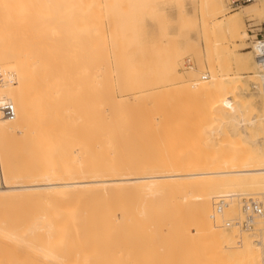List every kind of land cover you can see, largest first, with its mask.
I'll use <instances>...</instances> for the list:
<instances>
[{
  "label": "bare ground",
  "instance_id": "obj_1",
  "mask_svg": "<svg viewBox=\"0 0 264 264\" xmlns=\"http://www.w3.org/2000/svg\"><path fill=\"white\" fill-rule=\"evenodd\" d=\"M200 1L203 10L212 14V21L218 22L215 26L218 25L219 30H223L233 42L241 37L244 18L264 15V0H252L253 3L242 8L240 13L233 14H227L226 0ZM14 2L8 5L0 0V7L7 5V8H12L13 4L14 9L8 10L10 14L14 12V18H10L15 19L11 22L6 16L4 19L10 20L8 23L11 24L4 22L7 25L3 27L5 31H0V201L29 204L18 210L16 215L12 214L13 226L6 233L11 249L20 252V264H264V223L255 220L247 229L237 224L244 218V202L264 198V74H261V66L256 59L258 44L253 41L254 62L245 68L249 71V77L255 78L252 88L257 90L256 97L262 107H258L255 97L247 96L241 100L233 95L235 100L231 96L226 98V101L235 104L230 122L234 123V129L242 131L244 139L250 144L244 154L237 155L235 152L222 160L214 159L202 169L199 165L180 171L139 175L124 173L118 167L101 165L90 158V154L97 152L104 144L78 142L75 147L78 160H68L71 163L67 170L60 171L56 165H53L55 168L45 166L35 176H27L22 171L10 172L4 160L8 151L9 157L15 155L18 139L28 140L30 134L35 137V131L38 134L43 128L49 137L54 135L57 115L47 105H41V96L52 92L56 95L63 92L65 87L57 79L50 80L48 71L39 78L40 74H36L37 64L30 66V63L36 60L34 56L38 57L36 54L40 53L41 44L45 45L43 48H51L47 50V55L55 53L62 39L68 36L64 35V31H77L78 34V31H97L98 36L93 34L91 38L93 64L91 68L89 66V83L92 84V92L103 93L101 81H104V72L97 61L103 52L104 44L102 47L101 43L106 41L103 39V42H99L101 49L95 42L98 43L100 31H105L104 6L103 0ZM3 8L6 12V7ZM224 44L216 41L215 46L207 50L204 60L209 66V73L191 71L197 81L186 87L193 89L194 93L216 94L210 98L214 100L215 109L221 106L220 93L226 89L225 85L234 90L243 89L238 74L234 76L233 72L231 74L226 70L232 56H235ZM232 63L235 66L236 62ZM8 103L13 105L15 111L13 119L3 116L1 111ZM225 108L223 105L220 112L226 114ZM220 120L221 124H225L226 120ZM40 123L43 128L38 131ZM248 128L257 134L250 137ZM29 137L30 141L25 142L38 138ZM25 142L26 146L23 147L27 148ZM47 145L46 153H49L48 149L53 153L52 148L56 145L53 142ZM56 153L57 156L63 154ZM43 155L42 160L47 157ZM58 195L68 198L63 200L67 206L51 204ZM59 198L56 197L58 201L61 200ZM218 198H226L228 202L222 214L216 213ZM224 222H229V226ZM170 225L177 227L175 232L178 230L180 237L188 239L190 244L186 246L189 245V249L175 251L174 244L165 242ZM161 227L168 229L162 230ZM252 237L257 238L256 241H252Z\"/></svg>",
  "mask_w": 264,
  "mask_h": 264
},
{
  "label": "rangeland",
  "instance_id": "obj_2",
  "mask_svg": "<svg viewBox=\"0 0 264 264\" xmlns=\"http://www.w3.org/2000/svg\"><path fill=\"white\" fill-rule=\"evenodd\" d=\"M232 1L226 0L227 14L240 13L242 8L253 3L234 9L230 6ZM12 2L15 3L10 0L5 4L11 5ZM103 6L105 31H100L98 43L95 42L100 49L104 44L101 58L97 61L104 68V81L100 80L103 93L92 92V84L89 83L90 68L93 64L90 55L93 40L91 38L93 34L98 36L97 31H86L87 34L85 31H78L79 34L77 31H64V35L68 36L62 39L58 49L54 48L57 49L55 53L48 55L47 50L50 51L51 48L46 49L47 47L43 48L45 45H39L40 53L36 55L40 57L38 59L34 56L36 60L31 62L30 66L37 64L36 74H40L39 78L48 71L50 80L57 79L65 86L63 92H57L56 95L53 92L49 95L43 94L41 98L44 102L40 98L41 105H47L57 115L54 135L49 137V133H44V123L40 121L43 126L40 123L42 127L37 129H43L39 133L37 131L38 134L35 131V137L30 134L34 139H39H32L33 141L27 143L25 141H30V135H27L28 140L25 141H22L20 135L22 140L17 141L19 146L15 148L14 158L9 157L8 151L4 160L6 168L13 173L22 171L27 176H35L45 166L56 165L60 171L67 170L71 163L67 162L68 160H78L75 155L78 142L104 144L97 152H92L90 158L101 165L118 167L124 173L139 175L180 171L199 165L202 169L214 159L222 160L235 152L237 155L244 154L250 144L244 139L242 131L234 129V123L230 122L235 104L226 101V98L231 96L235 100L233 95L239 96L241 100H245L247 96L255 97L258 107H262L256 97L257 90L252 88L255 78L249 77V71L245 67L254 62L253 41L264 26V15L244 18L241 37L233 42L223 30H219L218 25L215 26L218 22L212 21V14L203 10L200 0H103ZM3 7H6V12ZM8 9H14L13 4L12 8H7V5L0 7V31H5V24H11L8 23L10 20L7 21L10 17L14 18V12L10 14ZM12 20L15 19H11V22ZM103 39L106 43H101ZM216 41L221 42V45L225 43L224 45L233 52L235 57L232 56L230 61L231 68L229 65L226 70L231 74L233 72L234 76L238 74L243 84V89L240 87L239 90L225 85L226 89L220 93L219 110L215 109L214 100L210 99L213 95L217 96L216 94H199L194 93L193 89H186L189 86L187 84L197 81V78L191 75L192 72L209 73V66L204 60L205 54L215 46ZM232 62H236L235 66L238 64V67L235 68ZM241 63L244 66H240ZM125 101L127 104H124ZM223 105L226 106V114L220 112ZM220 119L226 120L225 124H221ZM35 126L38 127L39 124ZM32 131L33 129L30 132L33 133ZM247 132L250 137L257 134L250 128ZM40 141L42 146L38 143ZM46 142L56 145L52 148L53 153L48 149V152L53 154L50 158L48 156L51 154L45 150L48 148ZM33 144L37 146L35 151H32L35 148ZM54 150L64 155L57 156ZM42 155L44 158L47 156L45 161L42 160ZM67 156L70 157L66 159ZM47 161L51 165H48ZM56 197L62 202L68 199L62 195ZM56 197L55 202L52 200V205L67 204H60L61 200L58 201ZM26 206L29 204L0 201V264H7L8 261L9 264L21 262L20 252L11 249L6 233L11 231L13 226L12 214L16 215L18 210ZM168 228L170 230L164 237L165 242L174 244L175 251L189 249L186 244L190 242L184 238L187 239L185 242L177 233L178 230L175 232L177 227L170 225ZM173 234L176 235L173 237ZM256 239L252 237V241Z\"/></svg>",
  "mask_w": 264,
  "mask_h": 264
},
{
  "label": "built area",
  "instance_id": "obj_3",
  "mask_svg": "<svg viewBox=\"0 0 264 264\" xmlns=\"http://www.w3.org/2000/svg\"><path fill=\"white\" fill-rule=\"evenodd\" d=\"M251 1L252 0H233L230 6L236 9L241 5L247 4ZM254 42L255 44H258L256 59L260 63L261 74H264V26L255 36ZM1 111L3 113V116L7 117L8 119H13L15 117V111L11 103L4 105ZM227 204L228 202L226 198H218L215 203L216 213L222 214L227 208ZM242 209L244 218L240 222H237L239 227L241 226L242 229L250 228L255 220H261L264 223V198L261 201H246L243 203ZM224 224L229 226V222H224Z\"/></svg>",
  "mask_w": 264,
  "mask_h": 264
}]
</instances>
